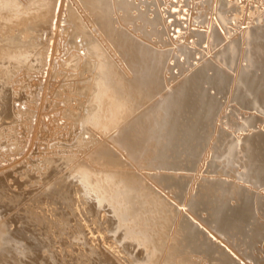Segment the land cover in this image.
I'll use <instances>...</instances> for the list:
<instances>
[{
  "label": "bare ground",
  "instance_id": "1",
  "mask_svg": "<svg viewBox=\"0 0 264 264\" xmlns=\"http://www.w3.org/2000/svg\"><path fill=\"white\" fill-rule=\"evenodd\" d=\"M18 16L49 38L42 58L43 41L12 28ZM70 20L81 75L96 67L91 122L109 133L72 167L73 154L27 159L31 79L49 74L52 39ZM134 99L151 100L144 115L165 127L156 167L192 178L147 177L130 162ZM262 109L264 0H0V264H264V117L248 112ZM206 168L215 182L200 177ZM200 179L212 190L199 204Z\"/></svg>",
  "mask_w": 264,
  "mask_h": 264
},
{
  "label": "rangeland",
  "instance_id": "2",
  "mask_svg": "<svg viewBox=\"0 0 264 264\" xmlns=\"http://www.w3.org/2000/svg\"><path fill=\"white\" fill-rule=\"evenodd\" d=\"M22 16H24V14ZM22 16H18V18L19 19L24 18L25 21L17 20L19 24L16 25V26H19L20 28L19 29L18 27H12V28L17 29V31L15 30V32H18L20 29L27 32V38L31 37L32 39L33 37V41L31 42H35L34 38L36 39V42L39 39H41L43 43L40 46H37V48H39L38 50L39 52H41V58H42V56H44L43 53L47 51L45 49H48V47L50 46V42L48 41L49 38H47L46 40H44L43 38H40L41 37L40 31L42 30L41 32H43V29H41L42 26H40L41 28L39 31L38 22L32 20L33 15L32 17L25 16L23 18H20ZM29 17L32 19L30 21L26 20L27 18L30 19ZM25 22H27L26 23L27 25L25 24ZM20 23H24L26 25L25 26L26 28L28 26L27 28L28 30L25 29V27H22L23 25H21ZM32 24H34L33 27L34 26L36 27L32 28V26H30ZM127 28L128 27L126 26L124 27V29H127ZM75 29H77V25H74L73 22H71L70 20L67 28L65 29L66 34L64 35L57 34L52 39L51 50L53 51V56L58 57V60L54 62L53 64H51L49 74L46 75L45 77L46 81L44 80V75H42L43 71H39L41 69L38 70L41 73H38V75L37 73L36 74L34 73L31 79L30 87H31V92L33 93V103H32L33 112L31 115H29V117L30 116L32 117V115L34 114L33 119H31L30 117V120L32 124L35 125V127L33 131L34 133L32 132L33 136H32L31 143H30L31 144L30 148L32 147V153L30 154V156L32 155V157L28 155L29 156L27 157L28 160L29 158L37 160L39 158H42L43 155H47L49 157L51 155V157H53V154L54 155H57V154L65 155V156L70 155L69 157H72V158L74 155L75 159L78 156L79 157L83 156V158L81 159L79 157L77 158L79 160H82V159H86L89 153H91V151L95 149L96 146H98L95 143V141L96 142L98 141L99 143H101L99 139H102L103 143H107L106 138L109 136V133H107V130L104 127L105 124L107 127V123L101 121L100 123L102 125L101 124L95 125L96 123L92 124V122L94 121L91 122V118L93 116L91 114L93 103L91 102L90 100L91 98H89V96L95 95L93 93L97 89L95 85V80H94L95 78L93 79L94 76H92V71H93L92 67H95V66H93L92 64L84 65L83 67L85 70L82 73L83 75H81L82 70L78 68V66L76 65L77 63L75 64V60H77V57H78V52H77L78 50L75 48L76 46L75 44L76 30ZM94 30H95L96 38L99 41V35H98L99 32L98 30H96V28H94ZM28 31H30V33ZM89 31H90L89 29L85 30V36H87V33ZM95 34L93 36H95ZM146 40L147 39L144 38V41ZM34 44L35 43H33V45ZM33 53L35 54V52ZM33 53L31 54V56L35 57L36 55H34ZM254 53L256 54V50L254 51ZM39 68H41V66ZM175 70H173V72ZM102 71L103 72L105 71L104 68H102ZM84 77L87 80V84L84 83ZM41 78L43 79L41 80ZM258 80H260V77L255 78V80H252V81L258 82ZM85 88L87 89V91L84 90ZM79 90L81 91L84 90L83 94H81L80 93L81 91ZM242 92L245 93V91H242ZM85 93L87 96H85ZM76 94H80V95H76ZM72 97H74L75 100L72 99ZM78 99L80 101H78ZM72 101L74 102L72 103ZM98 103H97L98 105L97 107L101 109L102 105L100 106V103L99 104ZM126 104H127L126 105V115H125L126 122H129L131 126H132V123L136 124L137 128L134 130L141 135V137L137 136L138 143L136 142V147L138 148L139 151L138 153L134 155L132 159H130V162L134 161L136 165L137 164L142 165L144 167L143 173L147 177H149L150 174L158 175V173L161 174V172H166V173L169 172V173L178 174L180 176L187 175L188 177L192 178L191 176L197 173V172H194L195 170H189V171L187 170L185 171L167 170L165 171V170H160L158 169V167H156L155 163L161 162V157L158 154L162 148V145H160L159 143L158 136H160L161 132L164 131L165 127L163 125V121H161L160 118H155V113L153 111H150V113H148L146 116L144 115L146 108L152 104L151 100L140 101L138 99H134L132 101L128 100ZM78 105L81 108L78 107ZM231 105L232 106L229 108V110L233 109L234 112L236 111L237 108L242 109L243 111H247L243 109L241 104L237 105L236 101H233ZM100 109H97L95 111L99 110L101 112L98 111V113H100V115L102 113L103 115L102 111L104 109L103 108L101 110ZM68 110L73 111V113L71 112L70 114V111ZM248 112L252 113L253 115L257 114L258 116L260 115L261 117H264V109H262V111L259 113H257L254 110H250V111L248 110ZM233 123L236 124L237 121L234 120ZM257 124H258V127L262 125L261 132L259 133L258 137L263 138L264 137V121L258 120ZM131 129L133 128H130V130ZM107 134L108 136L105 137ZM157 147L159 148L157 149ZM27 152L28 151H26L23 154L25 155ZM156 152H157V155L153 156V154ZM21 157L22 156H20V158ZM79 160L74 161V158H73L71 160V162H73V165H71V167L74 165H77L76 162H78ZM182 161L185 162V160H182ZM227 170L229 171V173L235 174L233 171L229 169ZM129 171H134V170L130 168ZM199 174L201 175L200 177L203 178V180L206 178L208 181L212 183L217 180L215 178L217 177V175L211 172L210 168L204 169V172L202 174L201 173ZM201 182H202V179L195 181V184L197 183L196 185L197 189L195 191L194 197L198 203H199L200 195L208 198L209 192L212 190L211 188L209 189L205 188V191L201 192L199 189V187L201 186L200 185ZM189 184H191V182ZM197 192H199L200 194H198Z\"/></svg>",
  "mask_w": 264,
  "mask_h": 264
}]
</instances>
